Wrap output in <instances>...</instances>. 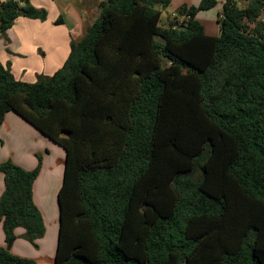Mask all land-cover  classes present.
Listing matches in <instances>:
<instances>
[{
	"label": "trees",
	"instance_id": "obj_1",
	"mask_svg": "<svg viewBox=\"0 0 264 264\" xmlns=\"http://www.w3.org/2000/svg\"><path fill=\"white\" fill-rule=\"evenodd\" d=\"M172 1H101L34 83L0 61V127L14 112L65 152L55 264H264V0H221L218 35L196 19L216 0L163 27ZM20 16L48 12L3 0L0 33ZM42 160L0 164L7 243L22 228L37 248L46 233ZM0 264L36 261L0 247Z\"/></svg>",
	"mask_w": 264,
	"mask_h": 264
},
{
	"label": "crops",
	"instance_id": "obj_2",
	"mask_svg": "<svg viewBox=\"0 0 264 264\" xmlns=\"http://www.w3.org/2000/svg\"><path fill=\"white\" fill-rule=\"evenodd\" d=\"M3 0H0V2ZM103 0H30L37 8L48 12L45 21L20 16L3 35L0 33V61L9 67L16 80L34 83L39 76H52L65 63L71 50V42L81 39L86 28L99 16V4ZM191 5L193 0H173L171 4ZM171 6V5H170ZM62 23L56 24V20ZM180 19V16L175 17ZM42 156L41 174L34 183V201L44 217L45 235L34 247L24 237V229L16 230L12 242V254L34 259L36 264H55L60 221H45L46 213L53 219L54 202L62 186L65 152L25 122L14 112L6 114L0 127V164L11 159L26 170L38 165ZM5 189L4 176L0 172V196ZM0 222V247L7 248Z\"/></svg>",
	"mask_w": 264,
	"mask_h": 264
},
{
	"label": "rangeland",
	"instance_id": "obj_3",
	"mask_svg": "<svg viewBox=\"0 0 264 264\" xmlns=\"http://www.w3.org/2000/svg\"><path fill=\"white\" fill-rule=\"evenodd\" d=\"M194 1H195V3H193L191 5H187V6L198 7L201 0H194ZM216 1H217L216 5L214 7H212L211 9L199 10L196 13V19L204 25L206 32L208 34H212V35H218L219 34L220 26L218 24V19H219L220 14L222 13V10H223V5H222L221 0H216ZM238 3H239L240 7L245 6V2H243V1H240ZM183 5H184L183 2L180 3V5H178V9L181 8ZM176 8H177V6L175 4H171V6L165 8V9H161V11H162V15H161V19H160V25L161 26L166 27L170 21L174 20L175 17L179 16L178 12L175 11ZM178 9H177V11H178ZM261 18L264 19V15H262ZM42 166H43V161H42ZM41 170H42V168H41ZM40 174H41V171H40ZM53 208L55 211V216L52 219L51 217L48 216V213H46L45 221H59V208H58L57 200H56V202H54Z\"/></svg>",
	"mask_w": 264,
	"mask_h": 264
},
{
	"label": "water",
	"instance_id": "obj_4",
	"mask_svg": "<svg viewBox=\"0 0 264 264\" xmlns=\"http://www.w3.org/2000/svg\"><path fill=\"white\" fill-rule=\"evenodd\" d=\"M21 14L24 15L25 12H24V11H21ZM58 207H59V203H58ZM11 244H12V242H9V243H8V246H7V248H6L7 250H10V246H11Z\"/></svg>",
	"mask_w": 264,
	"mask_h": 264
}]
</instances>
